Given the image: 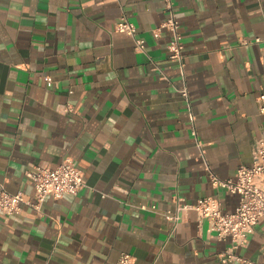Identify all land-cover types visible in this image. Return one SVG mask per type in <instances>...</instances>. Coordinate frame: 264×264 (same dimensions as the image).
<instances>
[{"label":"crops","instance_id":"1","mask_svg":"<svg viewBox=\"0 0 264 264\" xmlns=\"http://www.w3.org/2000/svg\"><path fill=\"white\" fill-rule=\"evenodd\" d=\"M174 3L184 73L170 32L153 33L164 0H0V182L33 197L25 171L67 155L86 177L76 195L0 217V264H116L122 253L133 264H224L229 237L193 210L178 222L164 212L177 196L238 204L209 172L234 177L264 131V0ZM124 14L146 51L115 30ZM238 252L263 261L264 218Z\"/></svg>","mask_w":264,"mask_h":264},{"label":"built area","instance_id":"2","mask_svg":"<svg viewBox=\"0 0 264 264\" xmlns=\"http://www.w3.org/2000/svg\"><path fill=\"white\" fill-rule=\"evenodd\" d=\"M165 17L161 24L154 28L156 37L165 28L170 32L168 43L169 58L178 63L184 73V41L180 21L176 16L174 0H164ZM115 30L128 34L134 38L135 49L146 51V42L137 36V25L124 14L115 23ZM261 37L255 39L260 42ZM187 100L190 120L195 122L196 116L192 110L190 94L186 85L180 89ZM260 111L264 113V92L258 96ZM70 110V106L67 107ZM192 134L196 144L204 153L203 143L197 137V130L193 126ZM25 175L33 185V197H27L23 192L12 193L7 190L5 184L0 182V217L5 218L21 212L24 205L40 211L48 197L59 199L66 194L76 195L86 186L85 173L77 166L71 156H65L58 164L49 166L35 165L25 171ZM210 180L216 188H223L231 193L238 194L239 200L234 211H225L222 201L217 196H205L195 202H187L182 197L174 198V210H166L165 217L168 220L178 222L183 214L195 211L199 220L207 219L209 229L215 232L218 238H230V245L218 254L221 263L233 264H264L254 261L238 252L249 242V235L254 233L256 225L264 218V131L258 138L252 149V163L241 164L234 177L221 178L214 172H209ZM146 209L148 206L142 205ZM156 210V205L150 207ZM134 257L130 253H122L116 264H133Z\"/></svg>","mask_w":264,"mask_h":264}]
</instances>
